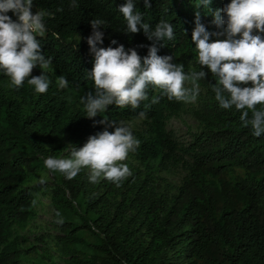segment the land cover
<instances>
[{"label":"trees","instance_id":"1","mask_svg":"<svg viewBox=\"0 0 264 264\" xmlns=\"http://www.w3.org/2000/svg\"><path fill=\"white\" fill-rule=\"evenodd\" d=\"M125 2L77 0L73 8L71 0H33V12L52 14L45 17V34L37 37L44 56L52 58L46 72L51 83L41 94L27 81L12 86L0 71V264H20L21 237L13 230L24 228L34 216L33 193L25 183L46 168L44 159L58 158L67 141L80 147L90 135L105 128L114 131L111 122L124 120H140L145 126L131 129L141 143L128 155L144 167V176L136 167L117 186L106 179L91 183L86 169L71 180L54 172L60 183L52 199L55 214L63 219L60 240L69 256L66 264H264V134L256 137L251 126L243 127L241 112L234 106H219L212 90L215 78L207 68L206 78L198 81L203 91L193 111L203 128L187 146L166 129L168 118L181 111V101L169 100L151 86L149 99L138 108L113 104L106 113L86 117L80 98L95 92L94 82L87 79L94 63L86 39L92 33L90 21L106 22L99 29L104 33L99 47L123 44L125 49L136 48L143 58L153 43L142 29L126 32L127 23L118 10ZM150 2L146 9L143 0H135L143 21L154 28L163 18L174 27L172 40L157 43L158 55L173 56L185 73L202 70L191 42L196 13L209 31H217L212 11L230 0H212L211 11L197 7V0ZM7 14L17 20L11 11ZM74 35L78 41L71 39ZM113 39L117 44H111ZM41 71L37 66L32 75ZM61 75L69 81L65 89L56 85ZM154 96L159 101L152 104ZM141 111L144 117L138 115ZM105 117L107 121L100 123ZM177 161H183L187 170L178 192H160L153 178L154 163L166 168ZM84 233L95 241L87 242Z\"/></svg>","mask_w":264,"mask_h":264},{"label":"clouds","instance_id":"2","mask_svg":"<svg viewBox=\"0 0 264 264\" xmlns=\"http://www.w3.org/2000/svg\"><path fill=\"white\" fill-rule=\"evenodd\" d=\"M143 3L146 9L151 7L150 0H143ZM211 3L212 0H197L196 5L211 11ZM70 6L77 7V0H71ZM118 10L127 23V33H139L142 29L153 43L143 58L136 48L125 49L123 44L99 47L104 37L99 29L106 26V22L98 18L90 21L92 33L86 39L94 63L87 72V79L94 82L95 92L80 98L87 118L106 113L113 104L119 108L129 105L138 108L142 101L149 99L150 86L160 89L169 100L195 101L200 91L198 81L206 78L203 69L207 68L215 78L212 90L219 106L223 109L234 106L241 112L243 127L251 126L256 137L264 134V107L257 109V105L264 106V0H230L222 8L215 9L211 23L217 31H209L197 12L191 42L195 44L197 62L202 70L191 73H185L182 64L173 62V56L158 55L157 43L173 39L172 23L162 18L153 28L143 21L135 0H126ZM10 11L17 20L7 14ZM51 15L44 10L33 12V0H0V71L9 77L12 86L20 87L27 81L35 92H47L51 81L46 72L52 58L44 56L37 37L45 34V17ZM111 44L117 41L113 39ZM37 66L41 74L32 75ZM187 83L191 87H186ZM56 85L58 89H65L69 81L61 75ZM158 101L159 97L154 96L151 103ZM138 115L144 117L146 113L141 111ZM106 121L105 117L100 123ZM110 126L114 131L105 128L90 135L82 146L71 145L66 157L48 156L44 166L69 180L86 168L91 183L106 179L119 186L132 175L124 161L129 153L137 151L141 141L122 121H113ZM44 182L42 177L40 183ZM56 215L59 217L60 213Z\"/></svg>","mask_w":264,"mask_h":264},{"label":"rangeland","instance_id":"3","mask_svg":"<svg viewBox=\"0 0 264 264\" xmlns=\"http://www.w3.org/2000/svg\"><path fill=\"white\" fill-rule=\"evenodd\" d=\"M72 40L78 41V36H73ZM186 87H191L190 83ZM200 91L203 89L200 87ZM182 109L176 115H171L166 122L167 131L182 145H189L194 135L199 133L203 125L196 119L193 111L198 108L197 97L195 101H181ZM124 124L134 130H143L144 124L140 120H124ZM72 142H66V148L58 158L68 156ZM185 158H188L185 156ZM130 170L139 167L146 170L133 158L129 157L124 161ZM152 170L155 187L160 192L175 194L182 184L183 178L187 174L183 161L172 162L166 168L157 167ZM86 169V168H85ZM88 171V169H86ZM44 178V183L40 179ZM60 183V176L47 168H44L36 177L27 181L25 187L33 193L34 216L28 221L24 228L14 227V235L20 236L19 248L21 250L20 264H66L69 256L64 252L60 236L63 234L61 223L62 219L55 214L53 203V190ZM75 220L79 222L78 217ZM63 221V219H62ZM87 242H94L95 237L90 233H84ZM79 249L90 253L89 249L79 246Z\"/></svg>","mask_w":264,"mask_h":264}]
</instances>
